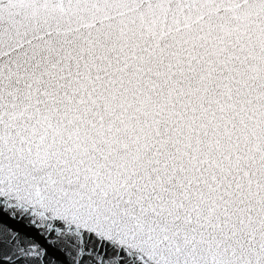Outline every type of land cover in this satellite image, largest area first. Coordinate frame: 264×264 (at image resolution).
<instances>
[{
    "label": "snow or ice",
    "instance_id": "1",
    "mask_svg": "<svg viewBox=\"0 0 264 264\" xmlns=\"http://www.w3.org/2000/svg\"><path fill=\"white\" fill-rule=\"evenodd\" d=\"M0 264H264V0H0Z\"/></svg>",
    "mask_w": 264,
    "mask_h": 264
}]
</instances>
